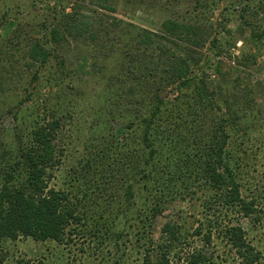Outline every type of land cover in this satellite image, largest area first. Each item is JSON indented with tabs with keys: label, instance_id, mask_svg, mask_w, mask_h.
I'll list each match as a JSON object with an SVG mask.
<instances>
[{
	"label": "rangeland",
	"instance_id": "1",
	"mask_svg": "<svg viewBox=\"0 0 264 264\" xmlns=\"http://www.w3.org/2000/svg\"><path fill=\"white\" fill-rule=\"evenodd\" d=\"M72 12L89 16L93 34L65 32L58 42L55 17ZM166 20L194 27L204 45L191 51L165 38ZM263 24L264 0H0V168L17 157L20 138L26 145L56 121L49 184L69 193L79 217L64 242L0 238V264H139L143 241L160 240L166 221L177 225L181 254L199 247L193 232L200 223L206 232L202 201L211 195L202 167L215 138L225 139L224 162L255 201L254 214L236 220L264 264V43L252 36ZM145 32L152 42H140ZM36 42L48 58L30 65ZM177 55L199 57L190 75L202 99L197 82L170 83ZM158 99L150 158L142 119ZM152 199L163 212L147 230ZM221 211L223 228L234 218ZM218 231L207 249L223 264L233 257Z\"/></svg>",
	"mask_w": 264,
	"mask_h": 264
},
{
	"label": "trees",
	"instance_id": "2",
	"mask_svg": "<svg viewBox=\"0 0 264 264\" xmlns=\"http://www.w3.org/2000/svg\"><path fill=\"white\" fill-rule=\"evenodd\" d=\"M246 12L247 7H244L239 16L247 25L248 21L244 17ZM55 19L54 25L50 29V34L54 39L59 40L64 37L65 32L75 38L85 34L91 36L93 34V28L87 15L72 12L58 18L56 16ZM162 27L164 29L162 36L167 39L173 37L185 40L191 51L195 50L192 48L204 45L202 41H199L201 37H198L197 30L190 25L166 20ZM142 36L144 41L140 42L153 41L151 33L145 32ZM252 36L258 42L264 43V24L261 29L254 31ZM211 43L212 47H215V39H212ZM26 57L29 64L32 65L35 61L45 62L48 53L41 43L36 42L28 48ZM198 61L199 57L189 61L187 56H173L169 60L167 72H169L170 83H177L176 88L178 89L197 82L199 86L197 90L200 99H202L203 95H206L205 89L202 85L200 86V79L190 75L192 64L198 63ZM157 96L155 93V97ZM154 102L155 109L148 117L142 119L145 123L142 140L146 147L151 148L148 155L150 158L155 152L151 147L150 132L153 126H157L158 119L155 116L160 110L162 101L158 99ZM57 125L56 121H52L38 127L26 145L20 138L17 148L19 153L13 160L3 163L4 157L1 156L0 238L15 239L18 236H23L41 241L54 240L59 243L71 236V226L79 220V217L75 215L68 203L69 193L49 184V179L52 176V171L49 168L57 162L56 150L53 145L54 139L50 134L52 131L55 132ZM220 126L222 125L220 124ZM224 144V138L222 140L215 138L212 143L208 144L204 155L206 158L203 162L202 174L204 185L207 186L206 191L211 194L210 199L202 201L205 212L204 218H207V227L206 232L202 233L201 227L204 225L200 223L193 232L197 237L202 236L201 245L183 252L184 255H182L180 245L183 241H180L177 225L170 223L171 221H166L162 225L160 240L154 242L152 237H148L147 240L143 241L139 264H218L215 258H218L219 255L207 249V245L212 243L213 230H219L217 234L220 235V238L225 239L230 247L229 253L233 257L230 262L223 264L260 263L261 252L247 240L244 228L237 221L240 217H251L254 214L256 210L255 201L248 200L243 196L237 173L224 162ZM145 162L148 163L149 160H145ZM160 200L152 199L154 206L151 207L150 214L146 218L149 219L147 230L154 225L157 216L163 212V204ZM222 209L227 212L226 216H232L234 219L220 228L217 219ZM221 261H225L224 257Z\"/></svg>",
	"mask_w": 264,
	"mask_h": 264
}]
</instances>
